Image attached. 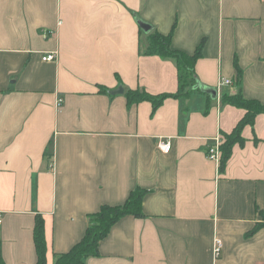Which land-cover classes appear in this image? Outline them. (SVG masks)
<instances>
[{
  "label": "crops",
  "instance_id": "crops-1",
  "mask_svg": "<svg viewBox=\"0 0 264 264\" xmlns=\"http://www.w3.org/2000/svg\"><path fill=\"white\" fill-rule=\"evenodd\" d=\"M136 18L173 31L176 51L194 54L204 42L196 85L216 88L217 98L193 88L157 108L128 104L130 90L179 91L176 62L144 54L148 34ZM47 53L56 60L43 61ZM237 93L264 104V0H0L6 264H37L38 215L54 264L82 240L89 215L137 188L147 191L145 216L123 217L87 264H264V226L254 232L264 222V114L244 129L246 143L224 171L208 158L214 139L246 114L222 102Z\"/></svg>",
  "mask_w": 264,
  "mask_h": 264
},
{
  "label": "trees",
  "instance_id": "trees-1",
  "mask_svg": "<svg viewBox=\"0 0 264 264\" xmlns=\"http://www.w3.org/2000/svg\"><path fill=\"white\" fill-rule=\"evenodd\" d=\"M173 31L169 35H163L156 30L148 34V44L144 52L148 56H158L163 59H173L178 67L179 91L176 94L152 95L145 90H130L125 93L128 104H138L145 101L153 103L154 108L160 106L169 97L188 96L196 85L195 65L202 57L204 42L197 48L194 54H187L176 51L172 48ZM237 73V84H241L243 71L237 61H235ZM100 92H109L105 87H100ZM222 102L246 111L245 116L240 120L235 129L230 134L223 136L221 145L220 170L224 171L228 162L232 158L236 145L244 146L246 139L243 131L247 126H254L256 118L264 114V104L258 100H248L242 94L224 95ZM258 141V139H256ZM147 191L137 188L131 192L129 198L122 205H104L101 209L89 215V225L84 237L71 250L66 253L55 254L54 264H87L89 258L100 256V243L106 239L114 225L123 217L131 215L137 218L145 216L143 211V200ZM264 219V213H262ZM264 226V222L258 224L254 230L257 231ZM34 244L37 254V264H47L48 247L46 242L45 220L42 216L36 217L34 226ZM0 264H6L2 252V240L0 238Z\"/></svg>",
  "mask_w": 264,
  "mask_h": 264
},
{
  "label": "built area",
  "instance_id": "built-area-1",
  "mask_svg": "<svg viewBox=\"0 0 264 264\" xmlns=\"http://www.w3.org/2000/svg\"><path fill=\"white\" fill-rule=\"evenodd\" d=\"M57 58V54L56 53H47L45 55H43L42 60L45 62H53L55 61ZM231 85L232 82L229 79H224L222 81V85ZM223 143V138L218 136L214 139V143L212 145H210L209 149H208V158L220 163L221 161V145ZM158 148L163 152V153H170L172 150V144L169 140H165V139H160L159 143H158ZM222 247H223V243L220 239H216L215 243H214V257L216 259H219L222 253Z\"/></svg>",
  "mask_w": 264,
  "mask_h": 264
},
{
  "label": "water",
  "instance_id": "water-1",
  "mask_svg": "<svg viewBox=\"0 0 264 264\" xmlns=\"http://www.w3.org/2000/svg\"><path fill=\"white\" fill-rule=\"evenodd\" d=\"M136 21L138 25L140 26V28L142 29V31H144L146 34H149L150 32H152L153 26L150 23H147L140 18H136ZM194 89L195 90L198 89L206 94H209L214 99L217 98L218 91L216 88L209 87V86L203 85L200 82H198L197 85L194 87ZM123 92H124V89L122 87H120L119 91H111L112 94L123 93Z\"/></svg>",
  "mask_w": 264,
  "mask_h": 264
}]
</instances>
